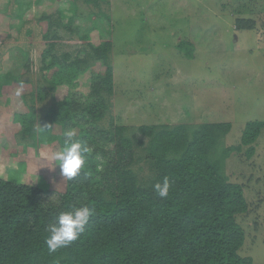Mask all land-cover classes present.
I'll return each mask as SVG.
<instances>
[{"label": "rangeland", "instance_id": "1", "mask_svg": "<svg viewBox=\"0 0 264 264\" xmlns=\"http://www.w3.org/2000/svg\"><path fill=\"white\" fill-rule=\"evenodd\" d=\"M43 16L50 23L41 22ZM236 19L252 20L255 27L236 31ZM47 32L60 37L55 54L71 60L84 58L88 45L111 43L113 94L103 95L108 109L96 125L107 130L114 122L128 129L140 183L153 172L138 127L232 124L219 149L240 147L224 166L229 181L242 185L248 205L236 217L245 231L239 255L264 264V129L250 157L249 146L241 145L244 124L264 122V0H0V82H19L0 97V179L61 194L66 179L52 155L62 149L57 140L68 128L44 118L71 95L85 99L91 78L105 68L88 60L76 71L73 87L60 86L34 102L31 91L49 80L41 71ZM182 43L192 46L190 59L178 50ZM27 60L34 66L29 71ZM24 114L33 120L30 134L15 117ZM44 125L47 132L38 131Z\"/></svg>", "mask_w": 264, "mask_h": 264}, {"label": "trees", "instance_id": "2", "mask_svg": "<svg viewBox=\"0 0 264 264\" xmlns=\"http://www.w3.org/2000/svg\"><path fill=\"white\" fill-rule=\"evenodd\" d=\"M49 20L48 16L40 19ZM254 27L252 20L234 21L236 31ZM42 41L41 71L49 80L48 85L31 91L34 102L43 101L46 93L60 86L73 87L76 71L88 60L99 61L105 68L103 75L91 78L85 99L76 101L71 95L44 118L76 130L90 148L88 166L72 181L66 180L61 194L0 179V264H253L250 257L239 255L245 231L236 217L248 209L243 187L230 182L224 171L225 160L240 147L219 149L232 124L138 127L147 139L145 158L153 172L140 183L132 170L136 155L125 134L128 129L114 122L107 130L96 125L108 109L103 95L113 94V67L108 61L111 43L88 45L84 58L71 60L67 54H55L58 35L47 32ZM184 45H178V50L190 59L193 48L186 46L185 51ZM26 66L28 71L34 67L29 60ZM13 85L19 82L5 77L0 97ZM15 117L22 132L30 134V116ZM263 129L260 120L244 124L241 145L249 146L247 156L254 152L251 144ZM57 143L63 148V135ZM165 176L171 186L168 196L160 198L153 185ZM81 205L95 210L85 232L71 246L50 253L45 243L49 225L62 211Z\"/></svg>", "mask_w": 264, "mask_h": 264}, {"label": "clouds", "instance_id": "3", "mask_svg": "<svg viewBox=\"0 0 264 264\" xmlns=\"http://www.w3.org/2000/svg\"><path fill=\"white\" fill-rule=\"evenodd\" d=\"M47 125L39 126L38 131L47 132ZM63 148L53 153L55 165L59 166L63 179L72 181L88 166L90 148L87 142L77 136L75 129L69 128L63 132ZM86 174V173H85ZM167 176L154 183L153 192L160 198H166L170 189ZM94 209L87 205L72 206L62 211L55 223L48 227L49 235L45 243L50 253L58 249L67 248L77 241L85 232V226L94 215Z\"/></svg>", "mask_w": 264, "mask_h": 264}, {"label": "crops", "instance_id": "4", "mask_svg": "<svg viewBox=\"0 0 264 264\" xmlns=\"http://www.w3.org/2000/svg\"><path fill=\"white\" fill-rule=\"evenodd\" d=\"M244 245H245V241H244ZM244 245H243V246H244ZM242 248H243V247H242ZM248 257H250V258L252 259V261H253V264H255V261H254L253 257H251V255L248 256Z\"/></svg>", "mask_w": 264, "mask_h": 264}]
</instances>
